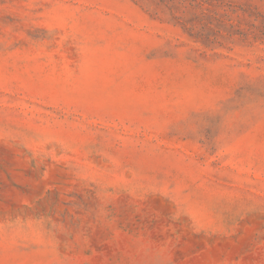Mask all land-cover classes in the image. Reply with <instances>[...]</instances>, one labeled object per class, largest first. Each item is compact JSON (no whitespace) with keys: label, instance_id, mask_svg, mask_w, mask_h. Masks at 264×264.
<instances>
[{"label":"rangeland","instance_id":"1","mask_svg":"<svg viewBox=\"0 0 264 264\" xmlns=\"http://www.w3.org/2000/svg\"><path fill=\"white\" fill-rule=\"evenodd\" d=\"M209 1L0 0V264H264V0Z\"/></svg>","mask_w":264,"mask_h":264},{"label":"trees","instance_id":"2","mask_svg":"<svg viewBox=\"0 0 264 264\" xmlns=\"http://www.w3.org/2000/svg\"><path fill=\"white\" fill-rule=\"evenodd\" d=\"M165 0H161V2L163 3ZM167 3H171V7L174 9L176 7H181V6H188L190 8H199L201 6L210 4L209 0H167ZM182 18L180 17H175L172 16L171 20H174L177 23H181L180 20ZM191 20H183L184 23H190ZM186 35L192 39L195 42H202L203 41V36L202 33L200 31H196L193 29H189L187 31H185Z\"/></svg>","mask_w":264,"mask_h":264}]
</instances>
